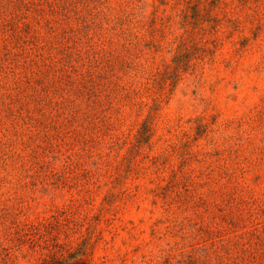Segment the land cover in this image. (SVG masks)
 <instances>
[{
    "label": "rangeland",
    "instance_id": "obj_1",
    "mask_svg": "<svg viewBox=\"0 0 264 264\" xmlns=\"http://www.w3.org/2000/svg\"><path fill=\"white\" fill-rule=\"evenodd\" d=\"M72 1L75 118L0 29V264H264V0Z\"/></svg>",
    "mask_w": 264,
    "mask_h": 264
},
{
    "label": "trees",
    "instance_id": "obj_2",
    "mask_svg": "<svg viewBox=\"0 0 264 264\" xmlns=\"http://www.w3.org/2000/svg\"><path fill=\"white\" fill-rule=\"evenodd\" d=\"M22 7L25 10L32 8L36 13L32 16L34 24L31 31L33 36L29 40L30 46L28 47V49L34 51V56L30 57L24 53V58L20 64L24 68L32 66L35 67V71L38 70V81L42 87L47 88L46 93L55 89L53 83L56 81L58 88L62 87L66 91L63 92L61 97L65 103L54 102L49 104H55L58 111L62 106V112L66 111L72 118H75L79 115V112L78 106L75 107V100L68 93L72 88V81L69 76L70 70H75L74 63L77 65V63L82 62L84 66L86 65V69L80 73L79 79H82L83 76L87 81L93 83L95 79L93 73L98 72L99 66L109 64L110 54L104 47L95 48L92 43L88 45L81 44L82 39L87 38V31L81 30V25H72L73 21L80 19L72 0H0L1 32L11 30V37H17L14 38L16 42L19 39V12L23 14ZM3 41H5L2 47L3 54L8 55L7 51L11 50L10 43L7 42L8 37L6 36ZM13 48L17 49V46ZM18 57L19 55L15 58L14 65H19ZM34 89L38 91L37 86H34ZM78 92L79 89H76V93ZM149 116L147 115L144 119L142 129L136 136L137 143L142 140L147 141L148 133L151 130ZM145 132H148L147 135ZM230 199L233 200V198ZM226 214L223 211L222 216H226ZM221 246L225 251H228L226 244L221 243ZM213 252L219 254V250L217 251L216 248L213 249ZM238 257L242 258L243 262L232 261L231 264H254L244 255ZM38 264H64V262L59 258H51L50 261H42Z\"/></svg>",
    "mask_w": 264,
    "mask_h": 264
}]
</instances>
